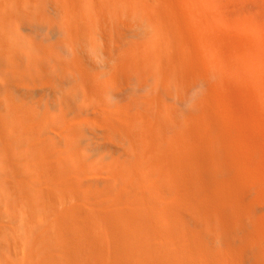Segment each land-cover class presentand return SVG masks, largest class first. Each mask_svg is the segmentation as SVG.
<instances>
[{"label": "rangeland", "instance_id": "1", "mask_svg": "<svg viewBox=\"0 0 264 264\" xmlns=\"http://www.w3.org/2000/svg\"><path fill=\"white\" fill-rule=\"evenodd\" d=\"M215 2L213 25L264 47V0ZM198 14L194 0H0V264L18 262L14 238L37 264L254 263L264 96L197 44Z\"/></svg>", "mask_w": 264, "mask_h": 264}, {"label": "bare ground", "instance_id": "2", "mask_svg": "<svg viewBox=\"0 0 264 264\" xmlns=\"http://www.w3.org/2000/svg\"><path fill=\"white\" fill-rule=\"evenodd\" d=\"M194 1L197 4V10L199 12L198 24H199V26L201 25L199 28H202V26H203V28H204V26L208 27V30L206 29V27L204 28L207 31L206 34L203 33V31H201V29H200L201 34H202V39H201V41H198L197 44L201 47H209L210 48V46H211V48H212V49L210 48L211 53L214 57L216 66L220 69V71L229 74L232 78H234L240 82H243L244 84L253 85L258 91L257 96H264V76L262 75V73H264V47L262 46V44L257 43V42H251L247 39H237L233 35L229 34L230 32L222 31L218 26H216L215 24L213 25V22H215V16L211 13L210 10H212L215 7V3H216L215 0H194ZM204 9H207L210 12H206V11H204ZM223 33H225V34H223ZM232 47H234V48H232ZM228 48L230 50L232 48V51H231L232 53H233V50L235 51V53H233L234 55H229V53L226 52L227 51L226 49H228ZM229 49H228V51H229ZM232 53H230V54H232ZM212 75H214V74H212ZM193 90H195V89H193ZM215 147L217 149L216 145H215ZM213 150L215 151V149H213ZM217 150H219V149H217ZM217 150L215 151L216 153H214V154H219V153H217ZM211 151H212V149H211ZM221 154L222 153H220V155L219 156L217 155V156L220 157ZM214 156L216 157V155H214ZM215 157H213L214 159L212 158L213 159L212 161H215ZM218 157L216 159L222 160L223 164L220 161L216 160V163H217L216 165H218L219 164L218 162H220L221 163L220 165L229 166L228 161L225 159V157H223V155H222V159L218 158ZM208 158L210 159V157H208ZM222 169H223V167H222ZM227 179H228V182L235 188L234 184H237L238 182H240L242 177L239 175L231 174L230 177L228 176ZM0 193H1L0 204L2 206H4L3 200H5V198L7 196H4L5 192L3 189H0ZM6 195H7V192H6ZM239 196L241 199L243 198L242 194H239ZM7 199L9 200V198H6V201H8ZM4 211H5L4 209L1 210V212H4ZM1 216L3 217V215H1ZM11 217H12V215H11ZM7 225H8V222H6V225L3 224L2 229L8 230ZM17 226H20V225H17ZM252 226H253V230L255 232L254 234L256 236V237L254 236V238L260 239V234L257 232V230H258L257 221H252ZM17 228L18 229H15V233H17L19 231L20 227H17ZM22 231L23 230H21L19 233H22ZM1 233H2V231H1ZM17 235H18V233H17ZM17 235H14V236H17ZM21 235H23V233ZM20 236H18V237L20 238ZM21 237L23 238L24 236H21ZM8 239L9 238H7V240ZM13 240H14L15 244H13V241H11L12 243L9 246H11L12 248H10V247L9 248H10V250L12 249L13 251H14V249H17V251L16 250L15 251H16V253H18L17 257L19 256V258H18L19 260L16 264H25V262L27 264L28 261H32V262H34V264H37V263H35L36 262V256L35 255H37V254L35 253L34 248L31 247L32 245L30 246L31 249H29L30 251H28V256H27V253H25L26 250L24 249L25 245L22 242V240L20 241L18 238L17 239L14 238ZM12 245H14V246L16 245L15 246L16 248L13 249ZM4 246H5V244H4ZM257 251L258 252L256 254H254L255 255L254 259H256V260L254 261L253 264H264V245L261 246Z\"/></svg>", "mask_w": 264, "mask_h": 264}]
</instances>
